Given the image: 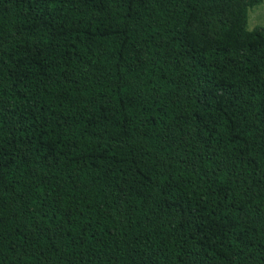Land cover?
<instances>
[{"label": "trees", "instance_id": "obj_1", "mask_svg": "<svg viewBox=\"0 0 264 264\" xmlns=\"http://www.w3.org/2000/svg\"><path fill=\"white\" fill-rule=\"evenodd\" d=\"M262 0H0V264H264Z\"/></svg>", "mask_w": 264, "mask_h": 264}, {"label": "rangeland", "instance_id": "obj_2", "mask_svg": "<svg viewBox=\"0 0 264 264\" xmlns=\"http://www.w3.org/2000/svg\"><path fill=\"white\" fill-rule=\"evenodd\" d=\"M257 27L264 29V0L249 12L248 29L253 30Z\"/></svg>", "mask_w": 264, "mask_h": 264}]
</instances>
